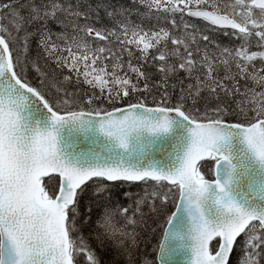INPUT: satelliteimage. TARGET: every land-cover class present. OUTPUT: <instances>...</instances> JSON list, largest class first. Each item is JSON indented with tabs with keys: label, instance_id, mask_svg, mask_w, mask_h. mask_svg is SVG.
<instances>
[{
	"label": "snow or ice",
	"instance_id": "obj_1",
	"mask_svg": "<svg viewBox=\"0 0 264 264\" xmlns=\"http://www.w3.org/2000/svg\"><path fill=\"white\" fill-rule=\"evenodd\" d=\"M132 3L139 23L111 4L0 0V264H102L80 231L89 190L112 264H136L153 216L142 264H264V0ZM220 30L235 43L206 34ZM33 42L63 77L54 102L28 80L31 65L47 81ZM123 185L142 191L113 204Z\"/></svg>",
	"mask_w": 264,
	"mask_h": 264
},
{
	"label": "trees",
	"instance_id": "obj_2",
	"mask_svg": "<svg viewBox=\"0 0 264 264\" xmlns=\"http://www.w3.org/2000/svg\"><path fill=\"white\" fill-rule=\"evenodd\" d=\"M73 2L75 3L76 0H73ZM82 2L90 3L93 6H95L97 3H104V4H111L117 7H121V8H128L132 12L131 19L137 23H139L141 20V17H139L136 14L137 10L139 12L145 11L138 4H133L132 0H82ZM93 19L96 22L98 27L99 26H108V27L112 26V21L105 15V11L103 7L99 9V20H95V16L93 17ZM185 20L190 23L196 24L197 27H199L202 30L205 29V24L200 21L193 20L188 17H185ZM151 22L154 23V21H151ZM144 23L147 25L150 23V21L145 20ZM161 23L163 24L164 22L161 21ZM164 26L170 27V25L168 24H164ZM53 28L55 29V25H53ZM222 32L223 30L214 31V32H206V34L210 35L212 39H214L217 43H219L222 46H231L232 44L235 43L232 37L225 36L222 34ZM41 51L42 50L38 49L36 43L33 42L30 48L29 55L31 59L32 60L34 59L40 65L42 70L47 74V81L42 84L41 80L44 78L39 76L36 73V71L31 67V65H29L27 69V77H28V80L34 86L36 85L37 87L39 86V88L46 93L48 98L54 102L57 98V94H56L55 88L51 86V83H49V81H52L54 76L57 81L62 80L63 77L60 74V71L56 69L55 64L52 61L47 60V58L44 56L43 52ZM41 53H42V56H41ZM41 58L42 59L44 58V59L42 60ZM149 71H154V69H149ZM64 74H67V72L65 71ZM158 78H159L158 76L153 77L154 80ZM67 87H69L70 91H79V89H86L87 86L80 85L77 87L75 85H71V86L68 85ZM81 95H83V93H81ZM205 171H206L207 177L211 179L212 178L211 172H208L207 169ZM111 191H112V203L115 204L117 203V201H119L120 203H125L124 197L120 195L122 192L130 191L133 193H140L142 191V188H140L139 186H135V185L133 186L123 185L122 187H119V188H113ZM90 193H91V190H89V196H90ZM89 196L85 197V202L90 204L91 207L93 208L92 220L89 221L88 223H84L81 225V229H80L81 234L85 237L86 240H88L91 247L96 250L98 256L101 259L102 264H112V261L116 259L114 256V253L108 250L109 246L107 244H105L104 246H101L100 241H98L95 238L94 221L96 220L97 216L100 214L101 209L97 206L96 203H94L92 200L89 199ZM100 203H103V201H101ZM127 203H131V201H127ZM172 210H174V208L170 205L169 212H171ZM158 223H159V220L156 217L153 216L149 218L148 224L152 228H156V232H152L149 230V231H144L141 233L140 247H139L138 253L135 256L136 264H142L143 259L146 256L150 259L155 256V253L153 252V247L158 242L160 238V231H161L158 227Z\"/></svg>",
	"mask_w": 264,
	"mask_h": 264
},
{
	"label": "water",
	"instance_id": "obj_3",
	"mask_svg": "<svg viewBox=\"0 0 264 264\" xmlns=\"http://www.w3.org/2000/svg\"><path fill=\"white\" fill-rule=\"evenodd\" d=\"M195 19H196V18H195ZM80 147H81V148H86L87 145H86V144H81ZM176 259L179 260V258H176Z\"/></svg>",
	"mask_w": 264,
	"mask_h": 264
},
{
	"label": "bare ground",
	"instance_id": "obj_4",
	"mask_svg": "<svg viewBox=\"0 0 264 264\" xmlns=\"http://www.w3.org/2000/svg\"><path fill=\"white\" fill-rule=\"evenodd\" d=\"M34 46H35V45H34ZM41 52H42V51H41ZM36 53H37V52H36ZM33 54H34V53H33ZM38 54H39V53H38ZM38 54H37V55H38ZM41 56H42V53H41ZM37 57H38V56H37ZM41 59H42V58H41ZM43 59H44V58H43ZM43 59H42V60H43ZM33 60H34V59H33ZM31 80H32V79H31ZM36 86H37V85H36ZM70 86H71V85H70ZM38 87H39V86H38ZM72 88H73V87H72ZM53 100H54V99H53ZM161 219H162V218H161ZM152 222H153V221H152Z\"/></svg>",
	"mask_w": 264,
	"mask_h": 264
}]
</instances>
